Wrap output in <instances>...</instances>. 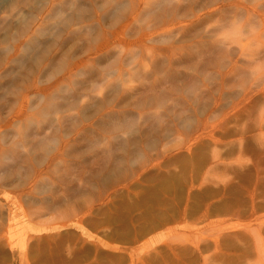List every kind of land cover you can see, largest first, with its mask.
I'll list each match as a JSON object with an SVG mask.
<instances>
[{"label":"rangeland","instance_id":"1","mask_svg":"<svg viewBox=\"0 0 264 264\" xmlns=\"http://www.w3.org/2000/svg\"><path fill=\"white\" fill-rule=\"evenodd\" d=\"M0 264H264V0H0Z\"/></svg>","mask_w":264,"mask_h":264}]
</instances>
